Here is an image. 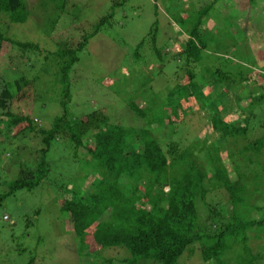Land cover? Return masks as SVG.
Returning a JSON list of instances; mask_svg holds the SVG:
<instances>
[{"label":"trees","instance_id":"16d2710c","mask_svg":"<svg viewBox=\"0 0 264 264\" xmlns=\"http://www.w3.org/2000/svg\"><path fill=\"white\" fill-rule=\"evenodd\" d=\"M219 1L212 0L207 7L196 12L192 26L184 33L185 41L171 55L176 71L181 69L186 78V87L172 86L164 96L160 91L154 93L151 87H146L142 96L145 98L143 107L132 100L126 102L134 115L131 120L136 118L143 122L141 128L117 123L99 110L81 120L71 118L68 111L71 69L78 63V53L86 47L89 39L110 25L114 17L111 9L93 25L90 34L81 36L74 48L58 42L53 53H43L34 43L7 38L2 31L5 26L1 23L0 56L2 48L10 45L21 54L17 58L26 54H43L45 61H51L61 87L59 105L62 113L54 118L49 129H37L29 116L8 110L9 104L22 94L24 88L35 87L36 80L20 76L5 82L0 92V110L5 111L1 113L5 118L4 125H25L17 136L34 134L39 144L27 154L28 157L31 153L36 154V159L28 160V166L15 168L17 175L6 186V191L0 193V204L19 191H33L47 180L53 171L48 160L53 142L64 140L71 162L78 165L82 174L93 177L88 189V193L92 192L90 195L82 189L84 179L76 178V172H72L68 184L61 182L57 185L58 191L65 189V193L72 196L60 201L59 210L72 224L70 233L74 240L87 249L85 239L91 237L96 245L94 251L86 255L97 258L96 254L120 248L129 256L123 257V264H185L184 261L179 263L185 253L186 259L197 254L203 264L264 263V254L258 251L262 248L264 231L255 233V230L264 229V177L261 176L264 175V165L259 160L264 155V85L257 88L248 85L258 62L247 44L237 42L234 32L237 28L245 38L249 17L238 21L229 16L225 22L232 21L226 26L220 21L212 30L203 27L205 18L210 20L209 14ZM261 1L264 6V0ZM125 2H114L113 11ZM37 3H47L44 10L52 6L57 12L58 17L50 22L49 27L58 23L60 14L67 13L74 18L78 15L79 9L75 6L71 12L65 10L70 6V0H38ZM245 3L256 11L255 0H245ZM0 15L4 18L3 24L26 23L29 17L27 0H0ZM251 20L255 18L251 16ZM232 27L234 29L230 30ZM214 35L231 41L230 45H221L222 51L228 53L224 60L219 57L224 54L211 48L213 44L220 45ZM147 38L161 71L165 60L157 48L155 34L151 33ZM253 38L251 31L246 41ZM144 42L141 41L133 52L135 61L140 60L139 50ZM239 45L248 49V55H234L241 47ZM210 49L211 53L217 52L214 54L219 59L214 65L207 64L209 74L199 80L192 65L203 69L205 60L210 57ZM254 74L264 80L261 72ZM143 79L144 84L147 77ZM152 81L153 78L151 84ZM207 86L211 88L205 94L203 89ZM190 99L195 102L199 113L206 114L204 123L206 120L211 122L204 132L202 126L193 131L188 124L192 116L187 118L184 114L187 106L183 104ZM233 101L238 102L237 109L232 108ZM165 139L168 143L163 146ZM86 140H91L93 146H86ZM240 140L245 142L240 143ZM239 143L241 148L237 149ZM80 150L85 151L88 162L78 158ZM251 166L256 170H251ZM9 168L0 167V173L2 170L8 173ZM180 169L185 172L184 176L180 175ZM52 179L56 183L59 178L52 176ZM72 185L75 187L68 189ZM214 192H219L223 202L207 201ZM200 205L206 211L205 215L200 214ZM242 208L250 209L251 213L245 214ZM255 213H262V216L255 219ZM33 214H39V211ZM27 218L26 226H32L35 220L31 216ZM249 239L251 244L257 243L256 252L248 245ZM195 246L199 248L198 253H194ZM33 263L31 258L26 264ZM103 264H112V260Z\"/></svg>","mask_w":264,"mask_h":264},{"label":"rangeland","instance_id":"374dc122","mask_svg":"<svg viewBox=\"0 0 264 264\" xmlns=\"http://www.w3.org/2000/svg\"><path fill=\"white\" fill-rule=\"evenodd\" d=\"M116 1L121 0H70V6L65 10L71 12L75 6L79 9L77 17H70L67 13L60 14L58 23L54 22L49 27L50 22L58 17L54 8L51 6L44 10L47 3L38 5V0H27L29 17L26 23L3 24L4 18L0 15V24L5 26L2 31L7 38L23 43H34L40 47L43 53H53L57 49L58 42H65L74 48L81 41V36L90 34L93 25L111 9L114 12V17L110 25L89 39L86 47L78 53V63L71 69L69 74L71 101L68 111L71 118L81 120L92 111L99 110L117 123L141 128L143 122L136 118V120H131L134 115L131 114L126 102L132 100L143 107L145 98L142 96L146 87H151L154 93L160 91L163 96L169 92L172 86L173 88L179 87V85L186 87V78H184L181 69L176 71L171 55L185 41L184 33L192 26L196 12L207 7L212 0H126L123 5L116 6L113 11L112 5ZM240 5L241 7H239ZM255 5L256 11H252L251 6H247L245 0H220L215 5V10L210 12V20L205 18L203 27L206 30H212L217 24H220V21L226 26V23L230 24L232 21L228 19L225 22L229 16L231 19H238V21L249 17L247 36L244 38L242 33L235 28L236 40L239 44L248 45L259 66L254 71L264 75V69H262L264 66V10H262L264 6L261 0H255ZM251 16L255 18L254 21L251 20ZM233 29L234 27L230 30ZM251 31L254 38L248 42L246 40H249ZM151 33L155 34L157 48L162 51V57L165 60L162 73L158 61L151 53L149 38H147ZM214 38L220 40V45L213 44L211 48H214L219 54H224L219 56L224 60L225 54L228 53L222 51V46L225 43L230 45L231 41L219 35H214ZM143 40L145 42L139 50L140 60L135 61L132 58L133 52ZM208 53L210 57L205 60L206 66L203 69L199 65H192L199 80L208 76L207 71L210 68L207 67V64L214 65V62L219 59L214 54L217 52L211 53L210 49ZM248 53V49L241 46L234 55H248ZM17 55L21 54L10 45H5L2 48L0 92L5 82H11L20 76H26L29 80L35 79V87L33 89L31 87L24 88L22 94H18L9 104L8 110L15 114L29 116L34 120L37 129L47 130L51 127L54 118L62 113L59 105L62 92L57 83L59 82L58 75L51 61H45L43 54L40 56L26 54L20 58H17ZM175 71L176 74H173ZM254 73L250 74L252 80L248 85L256 88L260 85L263 86L264 80L256 78ZM142 76L147 77V82L144 84ZM151 78H153L152 84L150 83ZM209 88L211 87L204 88L203 93L206 94V90L209 91ZM188 102L183 104V106H187L184 114L187 115V118L192 116L188 123L192 130L196 131L200 126H202V131L208 129L211 122L208 123L206 120L204 123L206 114L198 112L192 99ZM236 102H232V108H238V102ZM224 103L229 105L225 100ZM241 106H244V103ZM4 112L0 110V167L10 168L8 173H3L6 170H2L0 173V193L3 190L6 191V186L15 179L17 175L15 168L28 166V160L36 159V154L31 153L29 157L27 154L33 152L28 150L35 149L39 144V140L34 134L17 136L25 125L5 126V118L1 116V113ZM167 140L162 141L163 146L168 143ZM244 142L245 140H240V143ZM240 143L236 146L237 149L241 148ZM65 145L64 140L53 142V147L48 154L53 171L47 180H44L33 191H19L15 196L7 198L3 204H0V264H26L31 258L34 259L33 264H103L106 260H112V264H123V257L126 255L125 258L129 257L125 249L123 251L116 248L105 251L103 254H96L97 260L93 256L86 255V253H92L96 248L91 237L85 239L87 249L74 240L71 234L72 224L59 210L62 203L60 201L72 198V196L65 193V189L58 191L57 185H60L61 182L68 184L69 177L73 176L72 172H76L74 174L76 178L84 179L82 189L87 195H90L92 192L88 193V189H90L93 177L89 174L84 175L78 170V165L71 162L70 152L67 151ZM86 146H93L92 141L86 140ZM228 148L230 149V146ZM231 148L233 147L231 146ZM77 154L79 159H86L85 162H88L89 157L86 156L84 150H80ZM259 160L264 165V155ZM251 170H256V168L251 166ZM184 174L185 172L180 169V175L184 176ZM52 176L59 178L56 183ZM261 176L264 177L263 174ZM73 187L75 186H69L68 189H73ZM167 189L166 187L165 190L167 191ZM218 193L214 192L207 201L213 199L214 203L223 202ZM257 197L255 196V198ZM201 206H199L200 214L205 215L206 211ZM241 210L245 214L251 213L250 209L243 210L242 208ZM34 211H39V214H33ZM255 214L253 216L255 219L262 216V213ZM5 216L7 219H4ZM28 216L35 220L29 227L26 226ZM262 231L264 229L255 230V233ZM91 232L92 230H90V235ZM41 237H43V243L40 244ZM262 238L261 249H258L257 243L251 244V239H249L248 245H251L254 252L258 249L264 254V236ZM196 252H199L198 246H195L194 253ZM186 257L185 253L179 263L184 261L185 264H203L197 254L190 259H186Z\"/></svg>","mask_w":264,"mask_h":264}]
</instances>
